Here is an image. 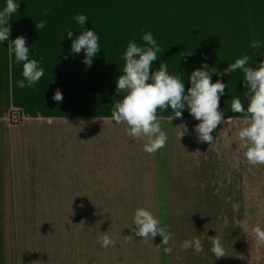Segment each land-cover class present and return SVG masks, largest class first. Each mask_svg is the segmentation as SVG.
Returning <instances> with one entry per match:
<instances>
[{
	"label": "crops",
	"instance_id": "1",
	"mask_svg": "<svg viewBox=\"0 0 264 264\" xmlns=\"http://www.w3.org/2000/svg\"><path fill=\"white\" fill-rule=\"evenodd\" d=\"M15 2L19 7L5 25L11 29L9 38L0 43V213L55 212L61 239L57 264H161L158 253H113V246L98 243L103 233L117 242L118 233L113 235L111 227L113 198H137L139 208L158 218V151L147 154L142 140L132 139L124 124L108 119L125 95L116 91L125 65L122 57L130 42L149 47L142 37L151 32L160 48L152 71L166 63L170 75L181 77L187 94L191 73L203 63L194 61L186 48L192 40L183 42L177 33L193 32L197 26L192 23L216 22L231 37L262 39L264 55V0ZM193 4L215 5L216 12L201 17L127 12ZM5 5L0 0V10ZM81 14L88 20L79 26L75 17ZM41 21L45 27L36 28ZM68 30L74 32L71 38ZM87 30L95 32L100 47L91 65L83 63V50L71 51L72 41ZM18 36L25 38L29 58L44 69V76L24 89L17 87L22 64L10 51ZM57 91L62 101L53 99ZM11 109L21 112V123L9 124ZM157 114L163 121L174 115L170 107ZM187 117L191 115L185 107L182 118ZM79 225L86 239L76 245L70 234Z\"/></svg>",
	"mask_w": 264,
	"mask_h": 264
},
{
	"label": "rangeland",
	"instance_id": "2",
	"mask_svg": "<svg viewBox=\"0 0 264 264\" xmlns=\"http://www.w3.org/2000/svg\"><path fill=\"white\" fill-rule=\"evenodd\" d=\"M127 12L201 17L199 15L215 13L216 6H151ZM192 25L197 26L193 32L177 34L183 42L192 40L186 48L194 61L208 65V69L201 70L215 68L211 81L215 83L219 79L227 85L220 98V110L224 112L226 123L214 130L215 141L210 145L199 141L194 130L199 121L192 116L177 118L171 123L162 121L168 139L166 146L158 151L157 216L167 225L172 239L167 245L161 244L160 236L145 243L135 236V225H132L134 213L141 204L139 199L123 197L118 202L113 198L111 227L113 235L118 233V237L112 252L158 253L161 264H264V246L256 244L251 232L256 224L264 228V166L247 164L237 139L239 129L244 126L243 116L231 111L232 97H238L247 109L249 92L244 86L242 70L218 75L228 64L245 55L250 57L246 66L258 68L264 60L262 39H255L261 46L253 49L250 45L254 39L231 37V32L223 31L216 22ZM182 125L186 131L179 139L184 132ZM81 226L74 230V238L70 234L76 245L86 239ZM129 236L132 242L124 240ZM215 236L221 238L226 257L213 256L208 238ZM193 237L202 241L203 253L181 249V243ZM166 247L170 249L167 253ZM59 252L61 239L55 212L0 213V264H57ZM191 258L199 261H190Z\"/></svg>",
	"mask_w": 264,
	"mask_h": 264
},
{
	"label": "clouds",
	"instance_id": "3",
	"mask_svg": "<svg viewBox=\"0 0 264 264\" xmlns=\"http://www.w3.org/2000/svg\"><path fill=\"white\" fill-rule=\"evenodd\" d=\"M19 3L15 0H6L3 10H0V43L8 40L10 26H5L13 14L16 13ZM44 15H47L45 10ZM76 23L82 26L88 17L81 14L75 17ZM36 28L43 29L45 23L41 21L35 24ZM72 30L67 31L68 38L73 36ZM142 41L149 47L139 46L136 42H130L123 55L125 65L123 74L116 80V91L124 93L122 100L115 103L111 112L110 122L116 125L124 124L126 134L134 140H142L143 150L147 154H155L167 144V133L163 130L162 121L164 117L158 116V110H166L169 107L174 115L168 117L171 123L173 118H182V112L187 107L189 114L199 123L195 126V132L201 142L213 145L212 133L221 124L226 123L224 112L220 110V98L224 95L227 85L218 79L215 83L211 81V75L216 73L215 68L210 71L208 65L204 64L201 69L194 70L189 77L190 87L185 94V86L179 75H170L166 63H160L156 71H152L154 62L160 48L151 32L143 35ZM259 41H253L251 48H260ZM84 51L85 65H91L93 58L100 51L98 36L93 30L82 31L71 43L72 53L79 54ZM10 51L17 63L22 64L23 79L17 81V87L24 89L36 84L44 76V69L39 66L35 59L29 58V48L23 36H18L11 41ZM250 57L245 55L237 59L222 74L228 75L242 70L244 74V86L248 88L249 103L245 110L244 105L238 97L231 99V111L243 116V125L238 133L239 146L243 149V155L248 165L264 166V60H261L258 68L248 65ZM151 81V82H149ZM53 99L62 101V93L57 91ZM231 117L228 118L230 120ZM181 126V125H180ZM179 139L185 134L184 125ZM183 148V147H182ZM195 153V152H194ZM193 154V153H192ZM135 225V236L140 237L145 243L157 236L162 238L163 245H167L172 239L167 225L156 218L152 212L145 208H138L133 216ZM251 232L258 246H264V228L259 224L251 228ZM132 237L124 240L132 242ZM211 241V252L216 259L226 257V251L220 237L208 238ZM101 247L115 246V240L108 233L100 234L98 240ZM182 250L192 249L196 254L204 252L202 241L199 237L185 240L180 245ZM167 253L169 248H165Z\"/></svg>",
	"mask_w": 264,
	"mask_h": 264
},
{
	"label": "built area",
	"instance_id": "4",
	"mask_svg": "<svg viewBox=\"0 0 264 264\" xmlns=\"http://www.w3.org/2000/svg\"><path fill=\"white\" fill-rule=\"evenodd\" d=\"M22 121V114L18 109H11L8 115V122L11 125H17Z\"/></svg>",
	"mask_w": 264,
	"mask_h": 264
}]
</instances>
